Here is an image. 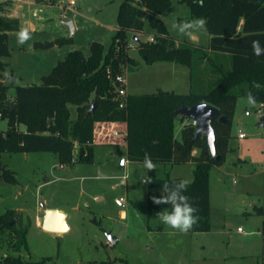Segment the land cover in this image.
Segmentation results:
<instances>
[{
	"label": "rangeland",
	"instance_id": "1",
	"mask_svg": "<svg viewBox=\"0 0 264 264\" xmlns=\"http://www.w3.org/2000/svg\"><path fill=\"white\" fill-rule=\"evenodd\" d=\"M36 2H20V26L8 32L10 56L0 58L6 64L1 82L8 88V102L17 86L40 85L42 77L69 52L79 50L87 57L94 42L107 49L117 30L121 0H74V5L70 0ZM161 19L179 43L208 46L206 31L187 37L172 28L174 23L194 20L181 0H171ZM66 21L77 28L71 37ZM23 27L30 29L32 38L19 45L17 33ZM150 35L145 25L139 39L147 41ZM55 39L71 42L49 49L34 47L35 43ZM135 42L129 36V45ZM129 50L137 65L124 66L119 75L126 78L129 93H189L184 87L190 84L191 90L187 67L172 63L177 69L171 70L168 62L149 65L135 46ZM200 69L197 78L203 82L214 78L206 64ZM259 107L249 106L246 97L237 99L224 162L209 172L211 228L206 233H184L162 223L157 214L164 208L151 217L147 215L143 182L147 170L143 163L132 161L120 168L119 159L127 160L123 149L111 157L108 147L98 145L92 164L75 165H61L53 153L1 154V163L15 173L18 183L10 185L0 179V214L15 211L14 229L0 230V261L19 257L24 264H264V126H259L264 112L259 115ZM69 110L71 119H75L76 108L69 106ZM245 112L250 115L245 116ZM175 125L176 138L180 139V118ZM6 128V120L0 119V130ZM240 133L244 138L239 139ZM193 169L194 165H175L173 169L161 166L156 176L192 182ZM116 200H123L122 206H117ZM42 205L59 207L68 215L67 232L43 230ZM20 232L25 235L27 248L18 243ZM107 233L117 239L114 245L109 243Z\"/></svg>",
	"mask_w": 264,
	"mask_h": 264
},
{
	"label": "trees",
	"instance_id": "2",
	"mask_svg": "<svg viewBox=\"0 0 264 264\" xmlns=\"http://www.w3.org/2000/svg\"><path fill=\"white\" fill-rule=\"evenodd\" d=\"M181 2L187 4L193 19L206 18L207 47L179 43L169 34L161 14L170 8L171 0H121L117 30L107 49L94 42L87 57L79 50L69 52L42 77L40 85L17 86L11 102L8 88L1 82L6 64L0 62V119L7 122L6 130H0V179L10 185L18 183L15 173L1 163L3 153H53L61 165L92 164L97 141L120 143L122 138L129 161L143 163L148 152L155 164H195L193 181L184 194L197 209L194 215L198 222L186 233L209 232V172L224 162L237 99L251 91L257 104L264 105V55L258 56L252 49L254 40L264 44V0ZM145 25L151 30L152 41L138 38L145 33ZM18 28L17 19L0 16V58L10 56L8 32ZM129 36L139 39L133 46L146 64L168 62L187 67L192 82L189 93L158 91L117 97L116 77L124 66L137 65L128 55ZM69 42L71 39H55L34 47L49 49ZM203 63L214 77L207 83L197 78ZM200 103L216 107L228 121L226 125L217 118L211 121L219 160L211 158L204 135L195 137L196 126L190 120L182 127L181 140L175 139L174 112L182 105ZM93 104L94 113H88ZM69 106L76 108L75 119H71ZM110 124L116 127L110 128ZM121 125L125 126L124 134ZM114 129L121 134L112 136ZM194 150L199 151L197 156H193ZM148 176L152 183H146V211L151 217L158 209H171L170 205L154 204L152 197H159L165 184L172 186L181 179H161L154 171ZM14 216L13 210L0 214V230H13L10 222L13 224ZM16 237L19 245L27 248L24 233ZM0 264L24 262L19 257H6Z\"/></svg>",
	"mask_w": 264,
	"mask_h": 264
},
{
	"label": "clouds",
	"instance_id": "3",
	"mask_svg": "<svg viewBox=\"0 0 264 264\" xmlns=\"http://www.w3.org/2000/svg\"><path fill=\"white\" fill-rule=\"evenodd\" d=\"M200 3L202 4L203 0H200ZM206 24V18L201 17L180 24L174 23L172 28L182 35L192 37L200 31H207ZM31 38L32 33L28 27L21 28L17 33V43L19 45L25 44ZM252 49L254 54L258 56L264 54V44H261L259 40L252 41ZM8 78L10 80L14 79L11 76ZM254 87L259 88V85H254ZM246 100L247 104L252 107H255L258 103L257 97L251 91L246 94ZM143 165L147 172L155 171L157 168L148 152L144 154ZM147 172L143 182L150 184L152 183V178L147 175ZM190 183V180L183 179L173 182L172 186L165 184L162 187L160 196L152 197L154 204L171 206L170 210L165 209L159 212L157 214L158 219L171 228L184 233L190 231L198 222V218L194 215L197 209L189 203V197L184 194Z\"/></svg>",
	"mask_w": 264,
	"mask_h": 264
},
{
	"label": "water",
	"instance_id": "4",
	"mask_svg": "<svg viewBox=\"0 0 264 264\" xmlns=\"http://www.w3.org/2000/svg\"><path fill=\"white\" fill-rule=\"evenodd\" d=\"M66 26L69 28L70 37L74 32V23L69 21L66 23ZM135 41L139 39L137 37H133ZM264 55V54H262ZM14 109V107H13ZM96 109V104L90 108L88 113L93 114ZM264 109V105H263ZM174 115L180 117L181 119H187L190 121H196L197 125L195 127V137L202 134L206 138V144L208 146L211 158H215L219 160L220 157L216 156L215 151V134L214 130L211 126V121L213 118H217L218 122L222 125L228 124L227 119L224 116H221L219 110L211 106L207 103H200L195 106L188 107L186 105H182L178 110L174 112ZM259 126H264V117L261 118ZM43 206V205H42ZM67 214L57 210V209H45V213L43 216L42 228L44 231L52 232V233H65L68 231V226L66 223ZM12 225V222H10ZM106 237L111 245H114L117 239L111 236L110 233L106 234Z\"/></svg>",
	"mask_w": 264,
	"mask_h": 264
},
{
	"label": "crops",
	"instance_id": "5",
	"mask_svg": "<svg viewBox=\"0 0 264 264\" xmlns=\"http://www.w3.org/2000/svg\"><path fill=\"white\" fill-rule=\"evenodd\" d=\"M21 1H23V0H20V2ZM31 1V0H30ZM20 2H19V0H0V16H2V17H7V18H14V19H17L18 20V22H19V26H20V19H19V17H18V10H19V7H20ZM35 2H36V0H35ZM31 3V2H30ZM36 3H38V2H36ZM39 4H41V3H39ZM67 22H69V21H66L65 23H64V25L67 23ZM30 29L31 30H34V25L33 24H30ZM76 26L74 25V31H76ZM140 36V35H139ZM139 36H138V38H139ZM151 37V36H150ZM149 37V38H150ZM149 40V39H148ZM130 51V50H129ZM135 61H138V60H136L135 59ZM170 65H172L171 66V70H176L177 68H175V66H173V64L172 63H169ZM166 67V66H165ZM130 69H131V67H130ZM130 71V70H129ZM128 72V71H127ZM184 87H185V90L186 91H190V84L188 85H184ZM124 88H125V91H126V94L127 95H133V94H131V93H129V90H128V87H127V82H126V78H125V86H124ZM162 91H165V90H162ZM186 91H184V92H186ZM166 92H173V93H175V94H182V93H178L177 91H174V90H167ZM183 94H185V93H183ZM187 94V93H186ZM178 118H180V117H177L176 119H175V121H174V135H175V132H176V125H175V122L178 120ZM180 123H181V125H182V127H183V125L185 124V122H182V119L180 118ZM116 124H110L109 125V127L110 128H115L116 126H115ZM115 130V129H114ZM124 130H125V126L124 125H121V133H123L124 134ZM181 130H182V128H181ZM117 131V130H116ZM181 135V134H180ZM175 139H177V140H181V138L180 139H178V138H176V135H175ZM119 141H121L120 143L119 142H112L111 144H100L98 141L96 142V145H95V147H94V155H95V149L97 148V146L98 145H103V146H105V147H108V149H110L111 151H109V155L111 156V157H114V153L118 150V149H123V151H124V154L126 155V146H125V142H124V140L121 138V139H119ZM198 153H199V151L198 150H194L193 151V156H197L198 155ZM127 157V156H126ZM114 160H116V159H114ZM93 162H94V159H93ZM128 162H130L128 159H127V163ZM135 163H140V162H135ZM127 165V164H126ZM125 165V166H126ZM157 165V167H161V166H164L165 167V169L169 166L170 168H172L173 169V167L175 166H171V165H159V164H156ZM184 165H194V169H195V164L193 163V162H189V163H187V164H184ZM119 166V165H118ZM124 166V167H125ZM176 166H180V165H176ZM120 167V166H119ZM124 167H120V168H124ZM157 169V168H156ZM193 169V170H194ZM154 173H155V175H156V170L154 171ZM170 178V177H169ZM194 178V177H193ZM179 179H181L180 177H179ZM182 180V179H181ZM123 184V183H122ZM210 208H211V206H210ZM45 209H46V207L43 205V210H42V212H43V214H42V218H41V225H42V222H43V216H44V213H45ZM47 209H57V210H60V211H62V212H64L61 208H59V207H47ZM159 210V209H158ZM158 210H156V211H158ZM65 213V212H64ZM154 213V212H153ZM121 214H122V217H124L125 216V213H124V211H122L121 212ZM67 218H68V215H67ZM67 218H66V223H67ZM67 226H68V223H67ZM239 230V229H238ZM196 234V233H195Z\"/></svg>",
	"mask_w": 264,
	"mask_h": 264
},
{
	"label": "built area",
	"instance_id": "6",
	"mask_svg": "<svg viewBox=\"0 0 264 264\" xmlns=\"http://www.w3.org/2000/svg\"><path fill=\"white\" fill-rule=\"evenodd\" d=\"M74 4H75L74 0H70V5H74ZM149 40L152 41V38L150 37ZM131 47H133V45H131ZM115 83L117 84V88H116L117 97L121 98V97L126 96V91L123 87L125 85V79L122 76H117L115 79ZM262 112H264L263 105H260V107L258 109V114L261 115ZM249 115H250L249 112H245V116H249ZM191 122L194 126L197 125L196 121H191ZM111 134H112V136H119L121 133L119 131L113 130ZM238 137H239V139H242V138H244V135L242 133H240L238 135ZM126 164H127V160H125L124 158L119 159L118 165L120 167H124ZM115 203L117 206H122L123 200H116ZM239 231H240V229H239Z\"/></svg>",
	"mask_w": 264,
	"mask_h": 264
}]
</instances>
